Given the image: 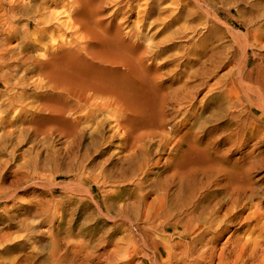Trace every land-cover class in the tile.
Wrapping results in <instances>:
<instances>
[{
    "label": "bare ground",
    "instance_id": "obj_1",
    "mask_svg": "<svg viewBox=\"0 0 264 264\" xmlns=\"http://www.w3.org/2000/svg\"><path fill=\"white\" fill-rule=\"evenodd\" d=\"M61 1L0 0V87L10 95L8 99L10 105L24 113L14 114L16 115L13 117L14 121L9 119L10 125L14 127L19 122L22 128V125H34L36 120L39 121L32 128L34 134L32 137L44 147L37 151L36 161L33 158L36 163L33 164L35 167L32 165L31 167H34L35 171L31 173L35 175L38 173L39 176L45 170H55L57 174L52 178L56 180L60 176L77 178L86 172L88 178L93 176L96 180L101 179L105 185L119 182L128 184L127 181L136 177L138 182H135L134 189L139 196V202L143 205L138 214L142 224H138V230L144 232L145 227L149 225L156 230L155 233L165 234L167 230L176 232L175 235H178L180 241L171 243L174 241L171 239L173 233L172 235L170 233V240L166 241L170 247L167 252L171 264H264V201L258 200V204L254 203L259 196L256 193L254 179L260 169L263 170L264 159L258 155L254 156L255 150L246 152V157H238L239 159L235 158L231 162L227 157L228 155L232 157L238 148H246L252 140H264V56L260 62L256 61L252 69L249 64L252 48L255 46L264 48V27L254 38L246 33L249 28L240 26L238 32L233 29L235 32H232V37H238L243 46L239 62L232 67L231 63L237 57L235 58V55L230 59L228 56L230 59L228 63L232 65L227 71L228 74L219 77L215 84L208 83L206 79L199 83L202 89L198 91V88L193 87L191 79L190 82L183 80V75L178 78V73L171 75L164 72L165 66L161 59L163 48L160 43L151 41L149 35L140 33L138 30L140 20L134 23V29L125 26L126 16L118 14L123 3L121 0L112 1L114 4L111 14L104 8L106 3L104 0H67L68 20L77 31L78 39L76 44L60 40L61 37L56 40L55 33H52L54 32L52 21L56 18L53 9L59 6ZM249 14L253 15L252 12ZM243 18H246V15ZM261 19L263 18H260V21ZM48 39L51 45L44 43ZM252 39L254 42L251 44ZM14 40L16 44L13 43ZM36 51L39 52L38 55H35ZM187 57L190 56H186V59ZM196 58L199 57L195 56L194 60ZM185 63L188 65L187 61ZM201 68L199 66L198 70ZM189 73L192 72H188L187 78ZM208 74L209 72L204 73L205 76ZM193 77L195 78L194 75ZM198 80L203 81L202 78ZM18 86L22 88V93L15 91L19 89ZM29 91H32V94ZM204 91L205 103L200 108L203 102H198L197 97ZM218 98H222L225 103L220 99L223 104L218 115L222 114L220 111H224L226 113L224 115L230 121L228 123L232 126L225 137L230 145L228 148L213 146L215 139L212 130L206 132L205 143L198 137L197 130L201 126L206 129L208 122L205 114L208 113L211 103L207 101ZM4 103L0 104V109H3ZM4 124L6 119L3 116L0 117V129ZM110 124L114 132V135L112 133L110 136L119 137V141L122 142L123 159L125 163L130 164L128 169L121 172L119 170L120 177L115 174L119 167L114 163L115 160L111 155L109 158L106 157L109 149L105 148L107 145H104V148L101 144L98 146L100 143L98 140L103 138L102 128ZM93 125L96 126L95 129ZM27 127H24L26 132L30 129ZM155 138H160L163 146H173L174 154L170 160L168 159L169 166L167 164L171 174L167 173L169 175L165 180L162 179L164 182H158L155 187L151 185L150 189H146L147 181H143L149 175L146 166L154 160L152 151L160 148L159 145L152 146L156 142ZM2 140L3 138H0V141ZM49 180L46 178V181ZM80 190L83 191L82 188ZM149 197L152 199H148ZM133 206L134 204L131 207ZM236 226L239 228L232 232L231 228ZM245 226L248 229L241 234V229ZM66 233L68 231H65ZM229 233L231 234L225 239ZM146 235L143 233V236ZM153 240L154 244L159 245V242L157 243L154 238ZM25 245L19 243L15 247L8 246L7 253ZM57 248L59 249V247L53 249L54 255L60 253ZM59 258L61 264L62 259Z\"/></svg>",
    "mask_w": 264,
    "mask_h": 264
},
{
    "label": "rangeland",
    "instance_id": "obj_2",
    "mask_svg": "<svg viewBox=\"0 0 264 264\" xmlns=\"http://www.w3.org/2000/svg\"><path fill=\"white\" fill-rule=\"evenodd\" d=\"M104 1L106 2L104 4V8L107 10L108 13L111 14L112 13L111 11H113L111 10L113 9L112 8V5L114 4L112 2L113 0H104ZM121 1H123V3L120 5V10L118 14L120 16H124V15L126 16L127 21L125 26L128 25L129 28L134 29L135 28L134 23L140 20L138 27L140 33L144 35H149L151 37V41L161 44V48H163L161 59L165 66L164 72L166 71L165 73L168 74L171 73V75L178 73L179 75L178 78L184 76L183 80L188 81L189 79H191L192 82L191 80L189 81L192 83L193 87H195L196 89L198 88L197 89L198 91L202 89V87H199L201 85L199 83L204 82L207 79L206 81L208 83L215 84V81L219 77H223L228 74L227 71L231 69L230 67L232 65H233L232 67H234L236 66V63L239 62L238 58H240L241 56L240 54L243 46L239 41L238 37L237 38L232 37L233 35L232 32L235 31L238 32L241 29L240 26H243L245 29L249 28L248 30H246L248 31L246 33H248L249 35L251 34L252 35L251 37L254 38V36L258 34L261 28L264 27V17H263L264 0H260V1L252 0L255 3H253L251 0H231V1L229 0H121ZM257 1L260 2V3L258 2L260 6L258 5ZM251 3H253L254 5ZM238 4L240 5L238 6ZM67 6H68L67 0H62L61 4H59V6L53 9V12L55 13L54 16L56 18H54V20L52 21L54 27L53 29L54 32L52 33H55L56 40H59V38L61 37L62 39L60 40L66 41L67 43L72 42L76 44L75 42L78 39V34L77 31H75V28L72 27V24L69 23L68 20L69 13ZM252 6L255 7L253 8ZM257 6L260 8L257 9L258 8ZM242 7L244 9L243 12H242L243 10ZM244 7L249 11L246 10ZM252 10L255 11V13ZM251 12L253 13V15L249 14ZM139 13L141 14L140 16ZM255 14L257 15L259 14V15L257 16ZM245 15L246 18H243V16L245 17ZM115 16L117 15L115 14ZM259 17L263 19H261L260 21ZM245 19L247 22L244 21ZM249 20L251 22H249ZM242 21L244 22V24ZM261 22L263 25L261 24ZM214 24L216 25V27L220 29L216 28ZM249 24L251 26H249ZM253 24H255L256 26ZM222 27L223 29L224 28L225 29L223 30ZM233 29L236 30L234 31ZM219 30L221 31L220 33ZM249 30L251 33H249ZM213 33L217 34L218 37L217 35H213ZM208 36H210L211 38ZM49 41L50 40L48 39L44 43L47 45H51ZM253 42L254 40L252 39L251 44ZM13 43L16 44V40H14ZM255 47L252 48L250 53V59H249L250 69H252L255 66L256 61L260 62L261 57L264 56V48L258 46ZM203 52L204 53L207 52V54H203ZM38 54L39 52L36 51L35 55ZM257 55L258 56L260 55L259 56L260 58ZM186 56H190V57H187L186 59ZM195 56L199 58H196L194 60ZM228 56L230 59H232L233 56H235V58L237 57V59L233 60L231 66L229 65L230 63H228L230 60ZM188 58L190 59L188 60ZM176 59H178L179 61H177ZM185 61H187L188 65H186ZM197 62L199 65L197 64ZM203 62H205V64ZM178 65L181 66L180 68H178L177 71H175L177 67H179ZM199 66L200 68L202 66L204 67L203 69L201 68V70H198ZM191 69L193 70L191 71ZM171 70H174L175 72L173 71L174 72L173 73L171 72ZM186 70L188 72H192L189 73L190 75L191 74L192 75L191 76L189 75L188 78H187L188 72H184ZM200 71L206 74L209 72V74L205 76L204 73L201 74ZM182 72H184V74ZM193 75L195 76V78L193 77ZM15 78L18 79L19 77H15ZM201 78L203 79V81L198 80ZM30 82L33 81L30 80ZM193 82L195 85L193 84ZM20 87L18 86L19 89L15 91L22 93L21 90L22 88ZM29 92H31L30 94H32V91ZM205 92L206 91L202 93L200 92V94L197 97L198 102L200 101L203 102V104H200L201 105L199 106L200 108L205 103L204 102L205 100L203 99ZM1 95L5 97L7 96L6 97L7 100L9 99L10 96L8 93L6 94V92L0 87V97L2 98ZM218 96L219 94L217 95V97ZM5 97L2 98L3 100L0 98V104L5 102L3 109H0V117L4 116L6 119V124H4V127L0 129V138H3V140L0 141V176L2 177L0 178L2 180V181L0 180V189H2L0 190V241H1L0 264H56L60 261V260L58 261L59 256H60L59 259H62L61 264H68V263L80 264V262L82 264V261L84 259L86 260V262L84 260L83 264H88V263L90 264L91 262H92L91 264L93 263L95 264L96 263L97 264L100 263L101 264H171V262H169V257H168L169 255L168 252L170 247H169V243L166 244V241L167 239L170 240V233L171 235L173 233L171 239L172 240L174 239V241H172L171 243L173 244L175 242H178L179 238L178 235L177 236L175 235L176 232L174 233V231L167 230L165 234L161 232L155 233L156 230H153L152 227L151 229L149 225L146 227L142 226L145 227L144 232L141 230L139 232L138 230V224L142 225L138 217L139 216L138 214L142 210L143 205L141 202H139V196L134 189L135 182L136 183L138 182L136 177H134L135 179L131 181H127L128 184H125L126 182L125 183L123 182L124 184L122 182H119L116 183L117 185L116 184L105 185L103 183V180L101 181V179L100 181L98 179L96 180L93 176L88 178L86 172L83 173V176H79L77 178L76 177L66 178L60 176L59 179L56 180L52 178L54 177L55 174H57L55 170L54 171L45 170L44 172H42L43 174L41 173L39 174V176L37 175L38 173H36V175L35 173L32 174L35 171L34 170L35 166L33 164L36 163V162L34 163L33 158L34 159L36 158L38 150L40 151V149L41 150L42 148L44 149V147H42V144L40 145V143H38L37 140L34 141L33 138L34 134L32 128L39 121L37 122L36 120L34 125L33 124L22 125L23 130L19 122H17L16 126L14 127L10 125L11 122L10 120L14 121L13 117L16 116V115L14 116V114L21 112L22 114L20 115H23L24 113L22 111H17L21 109L10 105L9 102L10 100L7 101ZM220 99L223 100L222 98H218L217 100L207 101L211 103L210 105L211 107H209L208 113L205 114V118L206 120H208L207 125L205 127L206 129H204L201 126L199 127L197 132L199 133L198 137L201 139V141L205 143L207 141L206 139L207 136L205 135L206 132H209L210 130L214 131L215 145L213 146L214 147L217 146L219 148L220 147L228 148L230 145L227 138L225 137L228 133L229 128H231L232 126H230L229 124L230 121L227 120V117L224 115L226 114L224 111H220L222 112V114L218 115L220 106L224 103V100L222 103ZM217 103L218 104L221 103V104L218 105ZM14 108L17 109L14 110ZM19 117L20 116H18V118ZM222 122H225L226 126L225 123ZM227 124H229L228 125L229 127H227ZM24 127L30 128L31 130L28 129L29 131L26 132ZM92 127L94 129L96 128L95 125H93ZM215 127L216 129H213ZM111 128H112L111 124L109 126L105 125L104 128H102V131H104L105 133L101 132V137L103 138L98 140L100 142L98 146L102 145L101 147L104 148V145H107L105 148H109L110 150L107 149L106 157L109 158V155H111L112 159L115 160L114 163L117 165V167L118 166L120 167V169L119 167L117 168V172H119V170L121 172V170L124 171L125 169H128V167H130V164L125 163V159H123V149H121L122 142L119 141V137L110 136L112 135V133L114 135V132ZM203 130L204 132H202ZM5 136L7 137L4 139ZM159 139L158 138L154 139L156 141L155 144L151 142L153 143L152 146L159 145L160 148L154 149V151H152L153 155L155 156V157L153 156L154 158H152L154 160L149 162V165L146 166L150 175V176L148 175L147 178L143 180L145 182L147 181L145 184L147 186L146 189H150L151 185L155 187L158 184V182H164L163 180H165V178L169 174H171L170 173L171 170H169L168 167L170 164V161H168V159L170 160L171 156H173L172 154H174L173 152L174 150L172 149L173 146H168V147L163 146V144H161L162 142L160 143ZM106 140L109 142H107ZM88 142L90 144V141ZM108 144L110 147L108 146ZM35 145L37 146L39 145V148L36 149L37 146ZM162 149L164 150L162 151ZM155 150L158 153H156ZM253 150L256 151L254 156L258 155L260 156L259 158L263 160L264 140L263 141L252 140L246 148H238L236 151H234L235 153L232 155V157L234 156L233 158L229 155L227 156L229 158L228 161L231 162L235 158L239 159L246 157L245 155ZM114 154L115 156H113ZM31 165L34 167H31ZM121 165L122 166L124 165L123 168H121L122 167ZM166 168L169 170V172ZM260 171L257 173V175H255L256 177L255 179L257 181L254 179V182H256L255 184L256 193H258L259 195L258 196L259 199L256 198L257 200L254 201V203L256 204H258V200L264 201V167L263 170L260 169ZM117 172H115V174L117 176L119 175L120 177V172L118 174ZM43 175L44 176L47 175V176L44 177ZM34 176L36 178L40 177L39 178L40 180L42 178L43 179L40 181L38 178L36 179ZM28 177L30 178L31 182L29 181ZM46 178L47 180L50 179L52 181L49 180L48 182L46 181ZM91 178L92 179L94 178V180L97 183ZM35 179L38 181L36 182ZM72 179L75 180L72 181ZM78 180H80L81 182ZM39 182L40 184L38 185ZM59 183H61V185ZM119 184H121L122 187L119 186ZM69 185L71 186L69 187ZM75 185L77 186L75 187ZM81 188L83 191L80 190ZM260 195L263 196V199H261L262 196ZM151 197H149L148 199H152ZM132 201H136V202L133 203ZM137 201L141 203L140 208ZM131 204L132 205L134 204V206L137 205L138 207L133 206L132 208ZM96 206H98V208ZM263 207H264V203H263ZM125 208L127 209L125 210ZM134 222L135 224H133ZM237 228H239V226L231 228V231L233 232ZM247 229H248L247 226H245L244 229H241L242 230L241 234L242 233L244 234V232L247 231ZM65 231L66 232L68 231V233L65 234ZM71 231H73L72 232L73 234H71ZM142 232L145 233V235L147 234L148 237L147 235L146 237L143 236ZM230 234L231 233L227 234L225 236V239ZM66 235L68 236L67 238ZM54 236L56 237V239ZM152 237L156 240L157 243L159 242L158 243L159 245L153 243L154 240ZM19 243H25L26 245L23 248H19L17 250L15 249V251L13 250L7 253L6 248L8 246L15 247L18 246ZM81 245L83 248L81 247ZM52 246L54 248H52ZM56 247H59V249L57 248V250L61 253V255L60 253H58V251H57L58 255L57 254L54 255L55 253L53 252ZM52 253L55 256V258L52 255ZM87 256L91 258H88ZM96 258L99 259L97 260ZM104 259L105 261H103ZM71 260L73 261L71 262ZM58 264H60V262Z\"/></svg>",
    "mask_w": 264,
    "mask_h": 264
}]
</instances>
